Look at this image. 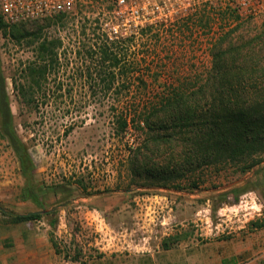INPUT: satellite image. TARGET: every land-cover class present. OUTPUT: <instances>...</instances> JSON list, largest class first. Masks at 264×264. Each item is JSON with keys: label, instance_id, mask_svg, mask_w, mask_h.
<instances>
[{"label": "rangeland", "instance_id": "rangeland-1", "mask_svg": "<svg viewBox=\"0 0 264 264\" xmlns=\"http://www.w3.org/2000/svg\"><path fill=\"white\" fill-rule=\"evenodd\" d=\"M84 1L65 18L59 14L15 25L0 22L1 70L12 124L32 159L37 194L36 203L24 198L19 164L0 133V264L33 258L40 264L110 258L121 264H264V165L245 176L202 170L199 181L164 174L162 163L152 166V175L134 167L130 158L143 138L115 133L107 110L116 97L91 93L97 81L85 77L90 62L78 54L83 40L74 31L88 10ZM223 1L253 31L264 25V13L246 17L231 0ZM193 2L125 0L116 12L93 17L108 33L115 28L137 37L140 26L162 24L161 48L141 60L142 67L159 69L158 77H148V94L127 96L123 103L149 106L152 93L188 84L185 77L210 67L204 47L188 41L178 45V37L169 34L170 27L193 13ZM34 25L47 27L48 38L60 37L62 45L55 50L57 65L46 75L49 91L22 97L14 88L27 84L21 70L42 62L37 40H14L8 34L21 26L31 32ZM174 75L181 79L173 80ZM33 212L40 217L14 219ZM34 251L36 256L29 254Z\"/></svg>", "mask_w": 264, "mask_h": 264}, {"label": "trees", "instance_id": "trees-1", "mask_svg": "<svg viewBox=\"0 0 264 264\" xmlns=\"http://www.w3.org/2000/svg\"><path fill=\"white\" fill-rule=\"evenodd\" d=\"M217 2L194 0L193 13L186 15L187 19L179 25L170 27L169 33L178 37V45L188 41L196 48L204 47L211 60L210 67L185 77L188 84L168 85L151 92L149 106L132 107L121 99L148 94L152 88L146 83L148 77L153 81L158 77L159 69L150 71L146 64L142 67L141 60L145 54H155L161 48L162 24L155 21L140 26L138 37L111 36L93 17L116 12L114 0L84 1L88 10L79 17V29L74 33L83 40L81 44L78 42V54L90 62L85 77L97 81L91 86V93L103 96L110 93L116 97V104L107 110L115 120V133H134L143 138L130 161L149 175L152 166L158 163H162L159 168L164 174L193 176L198 181L202 170L215 176L221 172L245 176L264 165V25L253 31L223 0ZM31 29L28 32L22 26L14 27L8 34L14 40H37V57L42 62L28 64L21 70L27 84L20 83L14 88L22 97L45 95L49 91L44 87L46 75L57 65L55 50L62 45L60 37L48 38L47 27L34 25ZM0 133L19 164L24 198L36 203L34 166L13 128L1 61ZM39 217L38 213H29L16 215L14 219L27 221Z\"/></svg>", "mask_w": 264, "mask_h": 264}, {"label": "built area", "instance_id": "built-area-1", "mask_svg": "<svg viewBox=\"0 0 264 264\" xmlns=\"http://www.w3.org/2000/svg\"><path fill=\"white\" fill-rule=\"evenodd\" d=\"M80 0H0V19L8 24L39 20L73 10ZM115 7L124 4L125 0H114ZM231 3L243 16H256L264 13V0H231ZM117 11V10H116ZM111 36H125L115 28Z\"/></svg>", "mask_w": 264, "mask_h": 264}, {"label": "crops", "instance_id": "crops-1", "mask_svg": "<svg viewBox=\"0 0 264 264\" xmlns=\"http://www.w3.org/2000/svg\"><path fill=\"white\" fill-rule=\"evenodd\" d=\"M249 248L251 249V246L250 247H247L245 249H249ZM29 254L30 255H33V256H36V251L30 252ZM226 257H230V256H226ZM223 259H225V257H223ZM14 264H40V263H38L33 258V259L27 260L25 262H21L20 260L14 261ZM89 264H121V263H118L115 258H110V259H106L105 261H98V262H92V263L90 262ZM124 264H135V263L133 262V260H130V262H125ZM221 264H226V263L221 262Z\"/></svg>", "mask_w": 264, "mask_h": 264}, {"label": "water", "instance_id": "water-1", "mask_svg": "<svg viewBox=\"0 0 264 264\" xmlns=\"http://www.w3.org/2000/svg\"><path fill=\"white\" fill-rule=\"evenodd\" d=\"M33 213H39V212H33Z\"/></svg>", "mask_w": 264, "mask_h": 264}]
</instances>
